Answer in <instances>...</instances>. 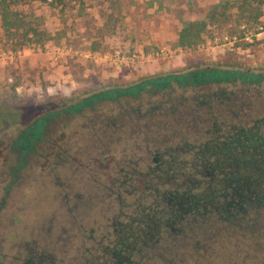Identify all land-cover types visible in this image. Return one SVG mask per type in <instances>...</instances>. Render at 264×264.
I'll return each instance as SVG.
<instances>
[{"label":"trees","instance_id":"trees-1","mask_svg":"<svg viewBox=\"0 0 264 264\" xmlns=\"http://www.w3.org/2000/svg\"><path fill=\"white\" fill-rule=\"evenodd\" d=\"M31 1L61 0H0V35L10 51L33 34L26 27L16 37L25 27L17 8ZM204 27L183 24L177 44H195ZM124 82L68 106L52 95L0 93V130L65 111L56 125L78 121L74 149L48 143L34 187L46 202L37 198L36 227L3 264H170L199 257L206 242L264 240V66ZM16 140L8 146L10 183L40 155L36 147L23 166L22 152L14 157L11 148Z\"/></svg>","mask_w":264,"mask_h":264},{"label":"rangeland","instance_id":"rangeland-1","mask_svg":"<svg viewBox=\"0 0 264 264\" xmlns=\"http://www.w3.org/2000/svg\"><path fill=\"white\" fill-rule=\"evenodd\" d=\"M17 12L25 27L16 37L26 27L33 34L15 51L0 35V93L19 100L52 95L68 106L138 76L206 66L256 72L264 66V0H61L56 6L31 1ZM187 22L205 27L195 44L179 46L178 32ZM72 118L53 128L37 147L41 156L34 155L11 183L8 146L32 119L0 130V264L27 240L25 230L36 227L37 198L46 202L47 195L34 187L53 147L48 143L77 146L78 121ZM201 247L199 257L170 264H264L261 238L218 239Z\"/></svg>","mask_w":264,"mask_h":264},{"label":"flooded vegetation","instance_id":"flooded-vegetation-1","mask_svg":"<svg viewBox=\"0 0 264 264\" xmlns=\"http://www.w3.org/2000/svg\"><path fill=\"white\" fill-rule=\"evenodd\" d=\"M68 112H59L57 114H49L46 116L37 117L30 121V123L26 127L25 132H21L18 141V144H16V141L12 143L11 148L14 150V154L16 157L17 153L22 152L23 154L21 159V164L24 166L27 159L31 156V152L36 147L40 146L45 138L50 134V132L53 130V128L56 126V124L60 121L62 118H66L68 116ZM17 163V160L14 161V164ZM12 168H10L11 170ZM16 173V170L12 169L11 175L14 176Z\"/></svg>","mask_w":264,"mask_h":264},{"label":"built area","instance_id":"built-area-1","mask_svg":"<svg viewBox=\"0 0 264 264\" xmlns=\"http://www.w3.org/2000/svg\"><path fill=\"white\" fill-rule=\"evenodd\" d=\"M226 39V38H225ZM118 53H120L119 51L118 52H116V54L115 55H117ZM121 55V54H120ZM160 54L158 53V52H154L153 53V56L154 57H157V56H159ZM122 56V55H121ZM142 56V55H141ZM149 56H152V54H150V55H148L147 57H149ZM117 58H119V57H117ZM123 58V57H122ZM131 58H135V56L134 55H132L131 56Z\"/></svg>","mask_w":264,"mask_h":264}]
</instances>
